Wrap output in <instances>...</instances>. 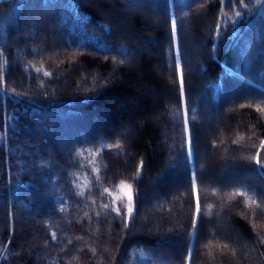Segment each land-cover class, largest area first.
<instances>
[{"label":"trees","instance_id":"16d2710c","mask_svg":"<svg viewBox=\"0 0 264 264\" xmlns=\"http://www.w3.org/2000/svg\"><path fill=\"white\" fill-rule=\"evenodd\" d=\"M262 141L264 0H0V264H264Z\"/></svg>","mask_w":264,"mask_h":264},{"label":"rangeland","instance_id":"374dc122","mask_svg":"<svg viewBox=\"0 0 264 264\" xmlns=\"http://www.w3.org/2000/svg\"><path fill=\"white\" fill-rule=\"evenodd\" d=\"M146 20L149 21V18L146 17ZM153 47L157 48L156 45H153ZM165 93H167V89H165V87L164 88H159L158 91L156 92V95L157 96L155 95V97L153 98L154 99V101H153V104H154L153 105V108L155 110L157 109V106H158L157 104H160L162 102L163 98L165 96H167ZM208 170H209L210 174L212 175V178L217 176V174L215 172V167L213 168V167L208 166ZM121 192H123L126 195V198L128 200L129 188L123 187L122 190H121Z\"/></svg>","mask_w":264,"mask_h":264},{"label":"snow or ice","instance_id":"6c2138e0","mask_svg":"<svg viewBox=\"0 0 264 264\" xmlns=\"http://www.w3.org/2000/svg\"><path fill=\"white\" fill-rule=\"evenodd\" d=\"M221 2L223 3L224 0H221ZM239 14H240V13H237V15H239ZM172 31H173V36H175V33H176L175 24H173V29H172ZM176 70H177L178 75L181 76V95L183 96V94H184V88H183V77H182V73H181V68H180V63H179V61H177V64H176ZM45 75H47V73H45ZM262 146H264V141H262ZM257 163H259L258 160H257ZM121 183L123 184V182H121ZM105 191H107V190H105ZM193 191H194V193H195V181H194V180H193ZM128 200H129V202L131 203V201H132V196H131L130 193L128 194ZM131 212H132V208L129 207V208H128V213L131 214ZM193 227H194V228L196 227V218L193 219Z\"/></svg>","mask_w":264,"mask_h":264}]
</instances>
